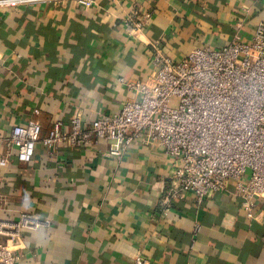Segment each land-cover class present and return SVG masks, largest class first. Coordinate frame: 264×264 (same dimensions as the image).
<instances>
[{"label":"crops","instance_id":"obj_1","mask_svg":"<svg viewBox=\"0 0 264 264\" xmlns=\"http://www.w3.org/2000/svg\"><path fill=\"white\" fill-rule=\"evenodd\" d=\"M264 22V0H95L0 9V133L35 120L90 125L120 112L133 94L119 82L148 81L154 51L174 61L245 40ZM140 23L142 31L131 32ZM111 143L48 148L29 164L0 143V218L43 222L23 230L18 264H264V199L240 210L234 183L164 206L175 160L157 142L134 141L119 157Z\"/></svg>","mask_w":264,"mask_h":264},{"label":"built area","instance_id":"obj_2","mask_svg":"<svg viewBox=\"0 0 264 264\" xmlns=\"http://www.w3.org/2000/svg\"><path fill=\"white\" fill-rule=\"evenodd\" d=\"M60 2L91 7L95 0H0V9ZM134 26L132 33L143 29L140 23ZM152 63L148 81L119 79L133 94L120 112L90 125L74 117L69 133L56 121L45 137L41 124L31 120L14 126L8 138L0 133V143L29 164L39 142L48 148L59 143L97 147L105 140L111 148L104 155L111 157L140 139L157 142L175 160L164 206L188 195L202 203L234 183L240 210L252 219L257 201L264 199V22L249 40L237 34L223 48L196 49L180 61L156 48ZM6 163L0 149V164ZM42 226L27 214L15 222L0 218V264H18L22 231ZM135 263L147 261L136 257Z\"/></svg>","mask_w":264,"mask_h":264}]
</instances>
